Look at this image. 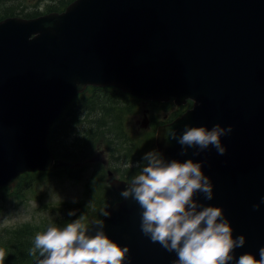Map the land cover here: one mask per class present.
<instances>
[{"label":"water","instance_id":"1","mask_svg":"<svg viewBox=\"0 0 264 264\" xmlns=\"http://www.w3.org/2000/svg\"><path fill=\"white\" fill-rule=\"evenodd\" d=\"M89 85L148 101L174 98L178 106L195 102L161 127L157 149L166 160L201 163L214 198L198 193L197 201L222 207L234 237L246 236L237 257L259 259L264 204L253 205L264 198V0H76L62 14L0 22V189L25 172L52 169L50 127ZM217 123L233 126L221 138L225 155L212 147L181 155L165 139L169 128ZM126 184L111 186L121 192ZM108 212L100 222L130 248L125 264H173L175 253L142 234L134 200Z\"/></svg>","mask_w":264,"mask_h":264},{"label":"clouds","instance_id":"2","mask_svg":"<svg viewBox=\"0 0 264 264\" xmlns=\"http://www.w3.org/2000/svg\"><path fill=\"white\" fill-rule=\"evenodd\" d=\"M233 132V126L215 124L207 126L185 125L182 133L169 128L165 139L175 140L185 155L189 148L200 152L209 147L218 155L226 154L222 137ZM139 170L126 188L120 192L122 200L131 198L139 208L140 230L153 243L169 253H175L173 264H264V247L257 254L245 252L238 257L235 251L246 244V236H235L222 207L205 205L196 199L198 193L205 200L214 198L213 184L202 171L201 163L188 159L166 160L152 149L136 162ZM264 204L253 205L258 211ZM69 216H75L70 211ZM109 212L105 213L108 217ZM85 214L65 223L51 224L34 236L30 256H38V264H125L130 248L122 246L106 234L104 221L97 222L95 234L86 223ZM6 250L0 247V264H5Z\"/></svg>","mask_w":264,"mask_h":264},{"label":"rangeland","instance_id":"3","mask_svg":"<svg viewBox=\"0 0 264 264\" xmlns=\"http://www.w3.org/2000/svg\"><path fill=\"white\" fill-rule=\"evenodd\" d=\"M61 1L0 0V22L9 18L30 20L52 13H59L60 11H56L54 7ZM72 3L62 7L63 10H61L65 11ZM12 7H16L14 15L11 12L9 13V9ZM5 11H8L9 15H5ZM97 93L98 91L93 89L90 96ZM89 101L88 107L76 109L69 128L71 130L69 135L67 132L61 136L54 135L53 147H56L59 156L63 160L59 172L54 176L37 177L32 183H30L31 180L25 181V183L28 184L29 182L30 184L18 193V188L12 190L16 184L15 182L10 186L13 188L7 192V197L0 199V247L4 248L7 253L5 264L6 261H12V258L18 254L20 257L30 256L29 250L33 247L34 236L38 232L46 230L47 226L51 224L57 225L59 219L63 217L62 212L66 210L68 212L75 211L76 213L75 216H69L70 221L83 214L86 215V223L89 226L100 221L108 210L122 200L119 195L120 192L113 189L111 183L114 180L123 181V183L130 182L131 178L139 171L135 167L136 162L141 161L139 156L135 154L125 156V152L111 154L110 146L103 139L91 149L90 157L83 161H70L63 157L61 148L63 146L73 148L72 145L76 144L82 135L93 132L92 122L94 119L98 116L105 117L107 114L104 111H109V106L105 103L96 102L93 99ZM123 102L136 109L123 119L119 131L113 129L109 132V135L114 136V134L123 132L128 140L148 142L149 151L156 149L159 130L165 126L164 122L167 119H173L176 114H167L165 111L158 109L153 110V114H151V109L144 102L136 101V104L129 101ZM106 122H108V119H106ZM77 157L81 158L79 155ZM115 159H118V161H115ZM127 169L135 170L130 178L125 175ZM97 174L105 177L106 190H100L96 185L97 194L93 198L88 194L86 184H89L91 180L96 181ZM102 183L98 180L97 184ZM101 191H107L109 194L107 202L106 196L99 194ZM98 210H101V212L91 215L93 211ZM60 221L62 224L70 222ZM30 257L34 258L31 263L33 264L38 256Z\"/></svg>","mask_w":264,"mask_h":264},{"label":"trees","instance_id":"4","mask_svg":"<svg viewBox=\"0 0 264 264\" xmlns=\"http://www.w3.org/2000/svg\"><path fill=\"white\" fill-rule=\"evenodd\" d=\"M74 0H62L57 6L54 8L56 11H62V7L68 6L70 3H72ZM22 7V5H21ZM16 7H12L9 9V13L11 12L12 15L15 14ZM62 9V10H61ZM8 11H5V15H9ZM98 91L97 94L94 96H90L91 91L86 93L83 97H80L77 103H75L73 106H71L67 111L65 112L63 118L59 121V123L52 129L50 136H49V146L52 149V152L56 155V157L62 159L59 156V152L57 151L56 147H53V142L55 141L54 135H63L65 132L69 135L71 133V130L69 129L72 123V119L75 115V111L77 108L82 107H88L90 104V101H96L100 103H105L109 106V111H104L107 115L105 117L98 116L94 121L92 122V128L93 132L86 133L82 135L78 142L76 144H73L71 148L70 146H63L61 148V152L63 157L66 160H78L83 161L90 157V153L92 152L91 149L94 148L98 143L101 142V140H105L108 146H110V153L113 154L114 152L121 153L125 152V156H129L131 154H135L139 156L140 160L142 159L144 153L149 151L148 142H140L135 140H128L125 137V134L123 132H119L118 134L109 135V132L111 130L119 131L118 129L121 128V123L124 118H126L131 112H133L136 108L130 106L128 103H125L123 101H129L133 104H136V101H133L129 97L124 96L122 93H119L114 90H96ZM120 99V100H119ZM123 100V101H122ZM155 110V109H153ZM106 119H108V122H106ZM154 122V121H152ZM114 140V141H112ZM115 145V146H114ZM113 146V147H112ZM84 154V155H83ZM89 154V155H88ZM81 156V158L77 156ZM87 155V156H86ZM118 158V156H117ZM115 161H118V159H115ZM133 170L127 169L125 172V175H128L129 178L134 173ZM59 172V171H58ZM58 172H52V173H44V174H28L25 176H22L19 181L17 182L16 186L12 189L18 188V192H20L26 185L32 183L35 181L37 177L40 176H54ZM98 178L96 181L91 180L89 184H86L87 186V192L89 195H91L94 198V195L97 194L96 185L100 190L105 189L106 190V179L104 176H100L99 174L96 175ZM31 180L30 183H25V181ZM98 180L102 181V184H97ZM95 187V188H94ZM9 189H4L0 191V199H4L7 197V192ZM99 194H104L106 196V202L109 198V194L107 191H101ZM71 210V209H69ZM101 212V210L93 211L91 215L97 214ZM63 217L59 219L58 226H63L64 224L61 223L60 220L63 221H70V217L68 215V210L62 212ZM34 258L30 256L26 257H20L19 254L15 255L12 258V261H6V264H31Z\"/></svg>","mask_w":264,"mask_h":264},{"label":"flooded vegetation","instance_id":"5","mask_svg":"<svg viewBox=\"0 0 264 264\" xmlns=\"http://www.w3.org/2000/svg\"><path fill=\"white\" fill-rule=\"evenodd\" d=\"M150 108V107H149ZM167 123V122H164V124Z\"/></svg>","mask_w":264,"mask_h":264},{"label":"bare ground","instance_id":"6","mask_svg":"<svg viewBox=\"0 0 264 264\" xmlns=\"http://www.w3.org/2000/svg\"><path fill=\"white\" fill-rule=\"evenodd\" d=\"M23 108H25V106H23Z\"/></svg>","mask_w":264,"mask_h":264}]
</instances>
